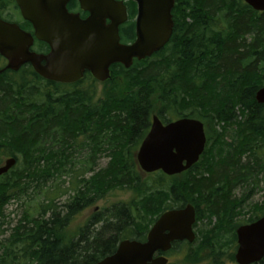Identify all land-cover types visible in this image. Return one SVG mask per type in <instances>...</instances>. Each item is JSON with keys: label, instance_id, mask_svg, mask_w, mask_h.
Returning a JSON list of instances; mask_svg holds the SVG:
<instances>
[{"label": "trees", "instance_id": "trees-1", "mask_svg": "<svg viewBox=\"0 0 264 264\" xmlns=\"http://www.w3.org/2000/svg\"><path fill=\"white\" fill-rule=\"evenodd\" d=\"M171 15L159 52L110 67L107 81L119 77L120 94L111 85L98 95L89 73L62 84L28 64L0 72V166L15 160L0 176V264H96L187 204L195 239L175 242L170 254L179 259L168 264H236V228L264 216V199L252 200L264 192V104L255 101L264 86V12L242 0H178ZM133 16L134 8L125 41L134 37ZM0 19L31 31L14 0H0ZM153 116L203 124L205 148L189 170L142 178L135 153ZM115 191L131 196L108 204ZM13 203L15 224L5 214Z\"/></svg>", "mask_w": 264, "mask_h": 264}, {"label": "water", "instance_id": "water-1", "mask_svg": "<svg viewBox=\"0 0 264 264\" xmlns=\"http://www.w3.org/2000/svg\"><path fill=\"white\" fill-rule=\"evenodd\" d=\"M69 0H14L23 21L33 34L17 24L0 19V57L6 61L0 71H18L28 64L44 80L73 84L88 72L98 82L110 78V67L129 68L159 52L169 41L173 21L171 11L178 0H130L136 4L134 41L120 44L118 28L127 15L122 2L115 0H78L88 13L84 20L66 10ZM254 11L264 12V0H242ZM106 20L109 21L106 24ZM34 40L43 42L49 52L31 51ZM264 104V86L255 94ZM206 144L203 124L181 118L165 125L153 116L149 131L135 153L142 173L157 171L174 176L189 170L202 155ZM15 165L13 158L0 166V176ZM195 210L190 204L162 213L139 243L124 240L115 252L96 264H167L164 256L153 258L157 251L167 252L174 242L192 243ZM236 264H256L264 259V216L235 230Z\"/></svg>", "mask_w": 264, "mask_h": 264}, {"label": "rangeland", "instance_id": "rangeland-1", "mask_svg": "<svg viewBox=\"0 0 264 264\" xmlns=\"http://www.w3.org/2000/svg\"><path fill=\"white\" fill-rule=\"evenodd\" d=\"M121 84V80L119 77L114 78V81H105V82H98L96 84V90H97V94L100 95L102 94L105 90H109L111 88V85H114L116 88L112 87L111 89H114L113 93L116 94H120V90H118L119 85ZM4 163V162H3ZM101 165L103 166L104 163L102 162ZM139 172H141V170L139 169ZM179 175V174H178ZM141 176L143 179H145L147 177L146 173H142L141 172ZM143 179H141L143 181ZM131 196V192L128 191H115L113 193H111L110 196H108V204L110 203H116V202H125L128 201L129 198ZM264 199V192H262V190H259L258 192H256L253 196V202H261ZM100 207H102V203H97V205L93 206L92 208L88 209L87 211H85L82 216L76 217L75 220L72 222V224L69 227V230H75V228H77L78 226L82 225L84 223V221L86 220V218L93 212V210L99 209ZM5 214L9 215L8 219H12V224H15V221L17 220V217L20 215V211L17 209V204L13 203V205L9 206L7 208V210L5 211ZM15 220V221H14ZM194 232V230H193ZM195 233V232H194ZM169 255V256H168ZM167 255V258L169 260V262H175L177 259V256H175V253H169ZM230 263V262H229ZM228 262H225V264H229ZM198 264H207V260L205 259H200Z\"/></svg>", "mask_w": 264, "mask_h": 264}, {"label": "flooded vegetation", "instance_id": "flooded-vegetation-1", "mask_svg": "<svg viewBox=\"0 0 264 264\" xmlns=\"http://www.w3.org/2000/svg\"><path fill=\"white\" fill-rule=\"evenodd\" d=\"M115 1H119V2H122L123 3V5H124V7H125V11H126V17H127V20L125 21V23H123L122 25H120L119 26V28H118V35H119V42H120V44H130L131 42H133L134 41V38H135V33H134V37H133V39L132 40H124L123 39V37H124V35H123V30H124V27H125V25L127 24V22L129 21V13H131V11H132V8H134V16H133V18L130 20V22H132L133 23V29H134V23H135V18H136V4L133 2V1H130V0H115ZM66 10L68 11V13H70V14H76V15H78L79 16V18L80 19H82V20H84V19H86L87 17H88V13L87 12H84L82 9H81V7H80V4H79V2H78V0H69L67 3H66ZM20 14V13H19ZM21 17V16H20ZM5 21V20H4ZM12 23H15V22H12ZM109 23V21L108 20H106V24H108ZM16 24V23H15ZM29 24V23H28ZM30 25V24H29ZM30 30L31 31H25V32H27V33H29V34H33V29H32V27H31V25H30ZM134 31H135V29H134ZM34 43H35V41L33 42V45H34ZM43 43V42H42ZM44 45L41 47V49H40V51L39 50H37L36 48H33V45H32V47H31V51L32 52H35V53H38V54H44V55H46L48 52H49V47H48V45H46L45 43H43ZM6 65V62L4 63V66ZM115 65V64H114ZM120 65V64H119ZM86 73H88V72H86ZM84 76V75H83ZM173 121H176V120H173ZM172 122V121H171ZM169 123V122H168ZM163 125H165L164 123H162ZM167 124V123H166ZM141 144V143H140ZM140 175H141V172H140ZM153 225V224H152ZM151 225V226H152ZM150 226V227H151ZM150 227H149V229H150ZM148 229V230H149ZM147 233H148V231H147ZM147 233L145 234V237H144V239L143 240H141V241H138V240H130V241H135V242H139V243H144L145 241H146V235H147ZM127 240V239H126ZM122 241H124V240H121L120 242H122ZM119 242V243H120ZM182 242H186V241H182ZM119 243L117 244V246L119 245ZM175 243V242H174ZM174 243H172L171 244V248L169 249V251H167V252H164V253H162V252H159V251H157V252H155L154 254H153V258H156V257H158V256H164L165 258H167V255L170 253V251L172 250V245L174 244ZM117 246H116V249H117ZM115 249V250H116ZM115 250H114V252H115ZM113 252V253H114ZM112 253V254H113ZM111 254V255H112ZM169 256V255H168ZM167 260H168V258H167ZM168 262H169V260H168Z\"/></svg>", "mask_w": 264, "mask_h": 264}]
</instances>
